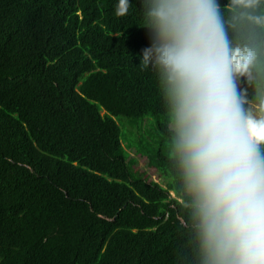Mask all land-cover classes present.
Masks as SVG:
<instances>
[{
    "label": "trees",
    "instance_id": "1",
    "mask_svg": "<svg viewBox=\"0 0 264 264\" xmlns=\"http://www.w3.org/2000/svg\"><path fill=\"white\" fill-rule=\"evenodd\" d=\"M115 2L0 0V264H178L167 116L138 68L148 30L138 0L125 17Z\"/></svg>",
    "mask_w": 264,
    "mask_h": 264
},
{
    "label": "clouds",
    "instance_id": "2",
    "mask_svg": "<svg viewBox=\"0 0 264 264\" xmlns=\"http://www.w3.org/2000/svg\"><path fill=\"white\" fill-rule=\"evenodd\" d=\"M138 2V68L159 85L183 206L178 264H264V0ZM131 6L116 0L114 14Z\"/></svg>",
    "mask_w": 264,
    "mask_h": 264
},
{
    "label": "rangeland",
    "instance_id": "3",
    "mask_svg": "<svg viewBox=\"0 0 264 264\" xmlns=\"http://www.w3.org/2000/svg\"><path fill=\"white\" fill-rule=\"evenodd\" d=\"M243 89L246 90V95H247V99L249 102L253 101L252 103V107L255 108V90L250 88V87H244ZM245 107L247 108L248 105L246 104ZM119 121L121 122V126L123 128V131H125L126 135H127V138L128 139H133L134 142H140V139H138V136L137 135H133L132 133L133 132H130L129 131V124H130V119L128 118H125V117H119ZM152 119L150 118H146L144 119L143 121H140V126L143 128V124L145 122L146 125H150ZM125 126H128V129H126ZM150 127V126H149ZM145 128V127H144ZM151 128V127H150ZM147 136L151 137V134H150V131L148 130L147 131ZM151 138H149L147 141H143L145 145H148L150 142H151ZM144 145V146H145ZM135 156V155H134ZM137 168L141 169L142 171L144 172H147L148 175L150 176V178L153 180V181H156V182H160L162 185H165V182H164V179L163 178H159L158 177V172L155 171L154 169H149L148 167V160L147 158L145 157H137ZM172 195V194H171ZM173 196V195H172Z\"/></svg>",
    "mask_w": 264,
    "mask_h": 264
},
{
    "label": "crops",
    "instance_id": "4",
    "mask_svg": "<svg viewBox=\"0 0 264 264\" xmlns=\"http://www.w3.org/2000/svg\"><path fill=\"white\" fill-rule=\"evenodd\" d=\"M174 196V193H171Z\"/></svg>",
    "mask_w": 264,
    "mask_h": 264
}]
</instances>
